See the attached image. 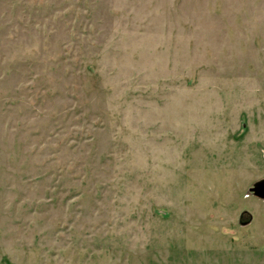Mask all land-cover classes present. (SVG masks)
<instances>
[{
    "label": "rangeland",
    "instance_id": "obj_1",
    "mask_svg": "<svg viewBox=\"0 0 264 264\" xmlns=\"http://www.w3.org/2000/svg\"><path fill=\"white\" fill-rule=\"evenodd\" d=\"M264 0H0V264H264Z\"/></svg>",
    "mask_w": 264,
    "mask_h": 264
},
{
    "label": "water",
    "instance_id": "obj_2",
    "mask_svg": "<svg viewBox=\"0 0 264 264\" xmlns=\"http://www.w3.org/2000/svg\"><path fill=\"white\" fill-rule=\"evenodd\" d=\"M250 191L259 197H264V179L255 182L254 185L250 187Z\"/></svg>",
    "mask_w": 264,
    "mask_h": 264
}]
</instances>
